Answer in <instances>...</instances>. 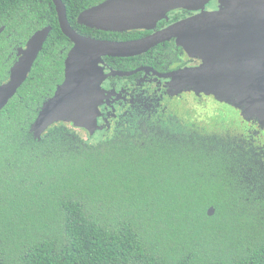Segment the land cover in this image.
Wrapping results in <instances>:
<instances>
[{"label": "trees", "instance_id": "trees-1", "mask_svg": "<svg viewBox=\"0 0 264 264\" xmlns=\"http://www.w3.org/2000/svg\"><path fill=\"white\" fill-rule=\"evenodd\" d=\"M53 36L0 110V264H264V171L250 146L181 153L155 130L91 142L63 125L33 138L62 78L67 37ZM196 162L216 176H195Z\"/></svg>", "mask_w": 264, "mask_h": 264}, {"label": "flooded vegetation", "instance_id": "flooded-vegetation-1", "mask_svg": "<svg viewBox=\"0 0 264 264\" xmlns=\"http://www.w3.org/2000/svg\"><path fill=\"white\" fill-rule=\"evenodd\" d=\"M60 1L70 26L76 32L83 36L87 34L85 37L91 39L114 42H133L152 37L178 22L200 14L239 10L234 0H205L199 8L169 9L149 27L101 30L81 24L77 18L85 10L107 0ZM73 16L76 17L75 20ZM46 28H48V33L33 65L39 55L45 54L46 45L54 38L53 31L60 29L57 5L54 0H0V86L10 79L12 66L19 59L20 50L25 48L27 41L35 32ZM200 29H195L192 36L190 33L172 34L157 41L147 50L135 54L103 55L97 64L99 73L104 77L100 84L101 100L94 132L90 134L86 129L59 121L52 124L41 138L56 125L69 127L76 136L91 142L116 134L140 137L146 129L155 130L169 134L175 143L180 141L181 153L184 149L190 148L194 150L205 147L215 149L220 146V143L224 144L221 146L229 144L234 149L250 146L264 171V125H260L257 119L243 118L239 108L220 101L216 98L215 92L194 90L188 88V85L182 89L172 86L177 76L180 75L179 73L211 69V58L199 53L206 56L213 52L218 54L219 50L214 48L218 37L233 28L214 25L205 30L202 25ZM259 30H264V28L259 27ZM189 38L195 39L194 41L197 42L195 46L201 48L190 49ZM52 44L56 45L55 42ZM72 46L73 43L68 38L64 43H58L55 46L59 54L63 56L62 78L55 84L53 92L44 98L41 105L53 95L57 85L63 81L64 61ZM33 65L27 78L16 89L12 98L27 82ZM221 110L231 111L230 117H224ZM236 128L240 129L239 134H232ZM81 132L84 135H81ZM196 165L198 166L193 167L195 176L202 177L207 174V181H210V177L216 176L213 170L201 167L203 162H196ZM203 187L200 184L199 188Z\"/></svg>", "mask_w": 264, "mask_h": 264}, {"label": "water", "instance_id": "water-1", "mask_svg": "<svg viewBox=\"0 0 264 264\" xmlns=\"http://www.w3.org/2000/svg\"><path fill=\"white\" fill-rule=\"evenodd\" d=\"M205 0H107L82 12L77 20L88 27L101 30H126L149 27L169 9L199 8ZM62 33L73 43L64 61V78L53 95L43 102L30 126L34 139L54 123L62 121L86 129L92 134L96 128L101 100L100 84L104 76L97 64L103 55H130L147 50L157 41L172 34H191L204 26L227 28L214 45L212 68L206 71L179 73L172 86L180 89L188 85L194 90L215 92L220 101L240 109L245 119H257L264 125V0H234L239 6L234 12L204 13L178 22L152 37L133 42L95 40L76 32L69 24L60 0H54ZM246 29H249L248 31ZM48 28L35 32L20 50L12 66L10 79L0 86V110L27 78L40 51ZM195 39L189 38L190 49L197 50ZM208 40V39H206ZM191 41H194L191 43ZM214 58V59H213ZM214 208L207 209L212 215Z\"/></svg>", "mask_w": 264, "mask_h": 264}, {"label": "rangeland", "instance_id": "rangeland-1", "mask_svg": "<svg viewBox=\"0 0 264 264\" xmlns=\"http://www.w3.org/2000/svg\"><path fill=\"white\" fill-rule=\"evenodd\" d=\"M221 114H223L224 117H230L229 114L231 111H228V110H221L220 111ZM240 132V129L239 128H236L235 130L232 131V134H239ZM81 135H84L82 132L80 133Z\"/></svg>", "mask_w": 264, "mask_h": 264}]
</instances>
